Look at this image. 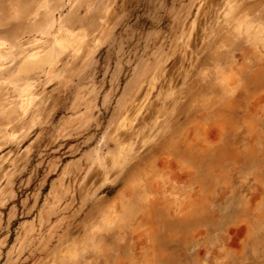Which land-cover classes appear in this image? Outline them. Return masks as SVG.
I'll return each mask as SVG.
<instances>
[{"label": "rangeland", "instance_id": "374dc122", "mask_svg": "<svg viewBox=\"0 0 264 264\" xmlns=\"http://www.w3.org/2000/svg\"><path fill=\"white\" fill-rule=\"evenodd\" d=\"M0 41V264H264V0H0Z\"/></svg>", "mask_w": 264, "mask_h": 264}, {"label": "bare ground", "instance_id": "6f19581e", "mask_svg": "<svg viewBox=\"0 0 264 264\" xmlns=\"http://www.w3.org/2000/svg\"><path fill=\"white\" fill-rule=\"evenodd\" d=\"M71 33V32H70ZM64 35V34H63ZM22 37V36H21ZM25 38V37H24ZM67 38H68V36H67ZM19 39H21V38H19ZM23 39V38H22ZM19 41V40H18ZM61 42V41H60ZM66 42V41H65ZM63 43V42H62ZM4 43L2 42V41H0V48H2L1 46L3 45ZM59 44H61V43H59ZM3 46H5V45H3ZM62 46V45H61ZM60 46V47H61ZM6 47V46H5ZM3 49V48H2ZM0 50V58H2L3 56H5V54L4 53H8V51L6 52V51H4L3 52V50ZM9 50V49H8ZM51 54V53H50ZM50 56V55H49ZM11 60V59H10ZM52 61V60H51ZM32 87V86H31ZM30 88V87H29ZM23 96V95H22Z\"/></svg>", "mask_w": 264, "mask_h": 264}]
</instances>
